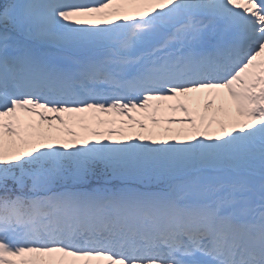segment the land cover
I'll return each mask as SVG.
<instances>
[{
    "label": "snow or ice",
    "instance_id": "6c2138e0",
    "mask_svg": "<svg viewBox=\"0 0 264 264\" xmlns=\"http://www.w3.org/2000/svg\"><path fill=\"white\" fill-rule=\"evenodd\" d=\"M0 264H264V0H0Z\"/></svg>",
    "mask_w": 264,
    "mask_h": 264
}]
</instances>
